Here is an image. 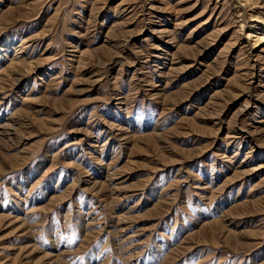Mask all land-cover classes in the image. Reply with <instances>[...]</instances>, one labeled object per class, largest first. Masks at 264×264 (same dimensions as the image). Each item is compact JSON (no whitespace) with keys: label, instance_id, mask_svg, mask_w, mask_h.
Returning a JSON list of instances; mask_svg holds the SVG:
<instances>
[{"label":"rangeland","instance_id":"1","mask_svg":"<svg viewBox=\"0 0 264 264\" xmlns=\"http://www.w3.org/2000/svg\"><path fill=\"white\" fill-rule=\"evenodd\" d=\"M0 264H264V0H0Z\"/></svg>","mask_w":264,"mask_h":264}]
</instances>
